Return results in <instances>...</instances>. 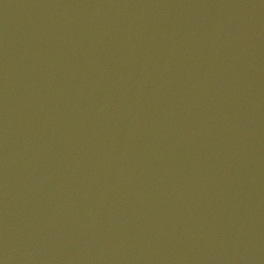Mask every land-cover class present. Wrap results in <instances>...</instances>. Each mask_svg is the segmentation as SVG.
<instances>
[{"label":"water","instance_id":"1","mask_svg":"<svg viewBox=\"0 0 264 264\" xmlns=\"http://www.w3.org/2000/svg\"><path fill=\"white\" fill-rule=\"evenodd\" d=\"M0 264H264V0H0Z\"/></svg>","mask_w":264,"mask_h":264}]
</instances>
